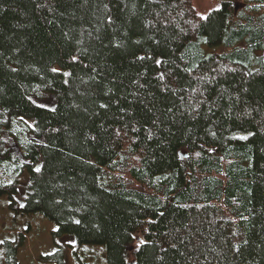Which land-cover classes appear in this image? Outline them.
<instances>
[{
  "label": "trees",
  "instance_id": "16d2710c",
  "mask_svg": "<svg viewBox=\"0 0 264 264\" xmlns=\"http://www.w3.org/2000/svg\"><path fill=\"white\" fill-rule=\"evenodd\" d=\"M25 175L107 264H264V0H0V198Z\"/></svg>",
  "mask_w": 264,
  "mask_h": 264
},
{
  "label": "rangeland",
  "instance_id": "374dc122",
  "mask_svg": "<svg viewBox=\"0 0 264 264\" xmlns=\"http://www.w3.org/2000/svg\"><path fill=\"white\" fill-rule=\"evenodd\" d=\"M14 149L18 154L17 145ZM21 180L15 201L7 195L0 198L1 264H6L3 259L5 240L15 239L18 234L24 236L17 251L19 264H107L104 246H82L72 237L60 238L55 235L57 227L52 221L42 214L23 211L29 176L25 175Z\"/></svg>",
  "mask_w": 264,
  "mask_h": 264
},
{
  "label": "snow or ice",
  "instance_id": "6c2138e0",
  "mask_svg": "<svg viewBox=\"0 0 264 264\" xmlns=\"http://www.w3.org/2000/svg\"><path fill=\"white\" fill-rule=\"evenodd\" d=\"M53 71H56V69H53ZM37 170H39V169H37Z\"/></svg>",
  "mask_w": 264,
  "mask_h": 264
}]
</instances>
